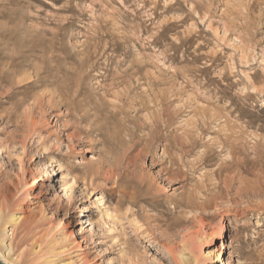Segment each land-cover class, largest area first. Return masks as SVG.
<instances>
[{
  "label": "rangeland",
  "instance_id": "rangeland-1",
  "mask_svg": "<svg viewBox=\"0 0 264 264\" xmlns=\"http://www.w3.org/2000/svg\"><path fill=\"white\" fill-rule=\"evenodd\" d=\"M0 216V264H264V0H0Z\"/></svg>",
  "mask_w": 264,
  "mask_h": 264
},
{
  "label": "bare ground",
  "instance_id": "bare-ground-1",
  "mask_svg": "<svg viewBox=\"0 0 264 264\" xmlns=\"http://www.w3.org/2000/svg\"><path fill=\"white\" fill-rule=\"evenodd\" d=\"M55 67V66H54ZM69 85V84H68ZM66 87V86H65ZM58 91V90H57ZM52 97V96H51ZM23 101V100H22ZM24 102H25V100H24ZM85 110V109H84ZM101 111V110H100ZM99 111V112H100ZM89 112V111H88ZM83 115H82V117H83V119L82 120H85L84 119V117L86 116L87 117V115L83 112L82 113ZM99 114V113H98ZM82 117H80V118H82ZM88 117H90V115L88 116ZM94 118V117H93ZM89 120V119H88ZM86 121V120H85ZM97 121V120H96ZM98 124V123H97ZM94 126V125H93ZM92 128V127H91ZM86 133V132H85ZM54 176H57V175H55V170H52L51 172H49V173H46V181L48 182V181H51V179H52V181L51 182H53V178H54ZM117 178V177H116ZM186 203H187V201H186ZM8 220V219H7ZM0 221H1V216H0ZM8 222L9 223H14L15 221L13 220V219H10V220H8ZM5 224L3 223V225H1V226H4ZM2 237V236H1ZM0 243L2 244V240H0ZM0 244V245H1ZM2 246V245H1ZM2 248H3V246H2ZM6 250H8V247L6 248ZM179 257L180 258H182V255H179ZM183 259V258H182Z\"/></svg>",
  "mask_w": 264,
  "mask_h": 264
}]
</instances>
